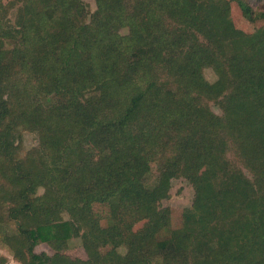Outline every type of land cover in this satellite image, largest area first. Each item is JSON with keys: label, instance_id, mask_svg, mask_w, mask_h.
<instances>
[{"label": "trees", "instance_id": "obj_1", "mask_svg": "<svg viewBox=\"0 0 264 264\" xmlns=\"http://www.w3.org/2000/svg\"><path fill=\"white\" fill-rule=\"evenodd\" d=\"M93 1L0 0L1 243L18 264H264V25L231 4L264 11Z\"/></svg>", "mask_w": 264, "mask_h": 264}, {"label": "rangeland", "instance_id": "obj_2", "mask_svg": "<svg viewBox=\"0 0 264 264\" xmlns=\"http://www.w3.org/2000/svg\"><path fill=\"white\" fill-rule=\"evenodd\" d=\"M10 0H5L8 2ZM89 7L91 11L95 9L93 0H83ZM250 7L255 12H263L264 11V2L260 0H245ZM231 15L235 26L238 29L243 30L247 33H252L256 31L259 27L264 25V20L258 22H250L244 19L241 15V11L236 3L231 4ZM204 77L209 83H213L216 79L213 71L211 69L204 70ZM210 107L214 113L220 115V111L210 104ZM37 145V137L36 135L30 133H23V141H22V155L26 153L31 148ZM194 197V192L191 185L184 179H176L171 183L170 190V198L161 203L162 207H169L174 211V216L176 220H179L178 217L185 208H189L192 205ZM124 217H122L123 219ZM122 221V230L123 233H128L130 231L139 232L142 229V225L140 223L131 220L130 218L123 219ZM71 247L73 248L70 254L73 257H77L79 259H86V254L79 246V241L74 240L71 243ZM37 253L39 252H47L51 254V250L46 245H39L35 248ZM0 257L5 258L7 264H18L12 258L11 252L1 243L0 241Z\"/></svg>", "mask_w": 264, "mask_h": 264}]
</instances>
